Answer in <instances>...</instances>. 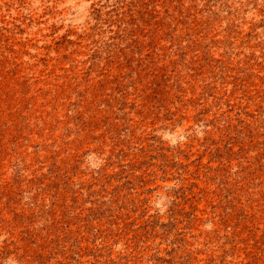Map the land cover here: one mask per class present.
Returning a JSON list of instances; mask_svg holds the SVG:
<instances>
[{
	"label": "rangeland",
	"instance_id": "374dc122",
	"mask_svg": "<svg viewBox=\"0 0 264 264\" xmlns=\"http://www.w3.org/2000/svg\"><path fill=\"white\" fill-rule=\"evenodd\" d=\"M0 264H264V0H0Z\"/></svg>",
	"mask_w": 264,
	"mask_h": 264
}]
</instances>
